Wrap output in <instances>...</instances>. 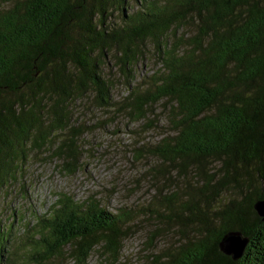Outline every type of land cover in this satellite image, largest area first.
I'll list each match as a JSON object with an SVG mask.
<instances>
[{"label":"trees","instance_id":"16d2710c","mask_svg":"<svg viewBox=\"0 0 264 264\" xmlns=\"http://www.w3.org/2000/svg\"><path fill=\"white\" fill-rule=\"evenodd\" d=\"M0 4L7 6L0 8V206L28 150L63 133L55 154L62 171H76L82 126L74 123L73 105L88 100L113 107L112 82L102 69L114 61L129 88L117 109L143 121L161 102L169 133L147 151L171 172L196 179L185 194L161 197L163 208L153 215L160 225L173 223L177 241L140 264H264V219L253 207L264 199V0ZM114 12L121 23L110 21ZM149 50L157 68L138 80L136 66ZM225 192L231 193L226 201ZM130 220L94 198L78 202L56 194L36 232L26 236L27 260L48 264L66 256L86 264L97 251L103 264H116ZM229 231L248 238L238 260L219 248ZM4 251L0 244L1 257Z\"/></svg>","mask_w":264,"mask_h":264},{"label":"rangeland","instance_id":"374dc122","mask_svg":"<svg viewBox=\"0 0 264 264\" xmlns=\"http://www.w3.org/2000/svg\"><path fill=\"white\" fill-rule=\"evenodd\" d=\"M4 7L7 6L0 4V8ZM110 21L122 22L115 12ZM156 68L157 59L149 50L146 60L136 66L137 79H143ZM102 71L108 80L111 79L114 105L104 109L95 107L88 100L74 103V123L82 126L77 139L79 161L76 171L72 174L62 171V159L55 154L58 145L66 138L63 133L53 144L28 150L23 172L14 186L3 194L0 224L4 234H0V239L7 240L0 241V244H6L8 252L2 253L0 264H8L9 259H15V264H24L23 261L29 258L32 249L25 241L26 236L36 232L38 221L47 216L59 193L71 195L78 202L94 198L111 212L130 214L128 236L123 240L116 264H140L146 255L155 254L177 241L173 223L160 225L153 212L163 208L162 196L183 195L189 184L195 185L196 179L191 172L185 177L177 171L171 172L167 162L162 165L147 151L169 133L167 110L160 102L146 120H131L124 110L117 109L129 92L118 66L114 61L109 62ZM137 152H140L138 157ZM230 197V192L222 194L225 201ZM157 226L161 228L154 242L147 243L149 234ZM25 264L35 263L27 260ZM48 264L74 263L65 256L51 259ZM86 264H103V258L93 251Z\"/></svg>","mask_w":264,"mask_h":264},{"label":"water","instance_id":"95a60500","mask_svg":"<svg viewBox=\"0 0 264 264\" xmlns=\"http://www.w3.org/2000/svg\"><path fill=\"white\" fill-rule=\"evenodd\" d=\"M264 102V94H263ZM257 214L264 219V199H257L253 203ZM248 243V238L243 236L240 231H229L223 235L219 242L220 250L232 260H238L242 257L244 249Z\"/></svg>","mask_w":264,"mask_h":264}]
</instances>
